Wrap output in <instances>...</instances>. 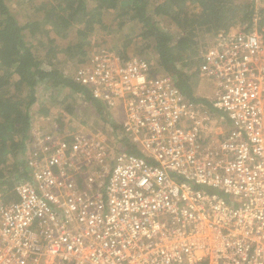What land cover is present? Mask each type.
<instances>
[{
  "label": "built area",
  "instance_id": "1",
  "mask_svg": "<svg viewBox=\"0 0 264 264\" xmlns=\"http://www.w3.org/2000/svg\"><path fill=\"white\" fill-rule=\"evenodd\" d=\"M261 28L210 38L208 103L145 58L93 51L72 79L128 142L102 121L31 128L28 175L0 199V264H264Z\"/></svg>",
  "mask_w": 264,
  "mask_h": 264
},
{
  "label": "trees",
  "instance_id": "2",
  "mask_svg": "<svg viewBox=\"0 0 264 264\" xmlns=\"http://www.w3.org/2000/svg\"><path fill=\"white\" fill-rule=\"evenodd\" d=\"M23 1L29 12V19L24 22L10 10L6 0H0V199L4 203L17 199L13 188L28 175L26 139L38 87L67 89L87 101L103 121L114 124L105 106L94 99L85 86L75 82L72 75H67L52 62L58 45L49 37L48 25L55 31L76 25V40L66 52L77 50L84 55L87 54L84 48L88 46V36L95 30L113 35L110 32L122 29L126 22H136L140 26L138 37H151L154 41L157 60L153 66L148 61L152 73L170 76L190 99L208 103L205 96L196 92L195 83L208 40L220 30L240 26L249 29L254 22L258 26L264 23V8L257 11L253 2L240 0H44L36 7L30 0ZM193 2L199 6L198 10H188V3ZM113 9H118L114 27L103 20V14ZM156 16L167 17L175 29L160 27ZM37 32H42L43 39L46 37L40 47L26 37ZM135 39L127 38L113 48L114 52L130 57L128 47L135 44ZM34 47L46 49V53L39 56ZM119 129L114 124L118 141L127 143ZM129 150L139 154L131 145Z\"/></svg>",
  "mask_w": 264,
  "mask_h": 264
},
{
  "label": "rangeland",
  "instance_id": "3",
  "mask_svg": "<svg viewBox=\"0 0 264 264\" xmlns=\"http://www.w3.org/2000/svg\"><path fill=\"white\" fill-rule=\"evenodd\" d=\"M44 0H30L29 2H33L32 4L36 7L39 5V2ZM237 1V0H236ZM242 2H253L254 9L256 7L257 11L264 8V0H240ZM6 2L9 5L10 10L15 14V16L20 21H25L26 19H29V12L26 8L27 3L23 0H6ZM30 6V4H29ZM199 6L196 2L188 3L187 8L188 10H198ZM31 16V15H30ZM39 20L42 18V14H39ZM103 20H105V23L107 25H111L114 27L118 20V9H113L110 11H106V13L103 14ZM157 24L160 27L169 28V29H175L174 24L165 16H156L155 17ZM48 25V24H47ZM49 26V37L53 38L55 40V43L58 45L56 49V54H54L55 57H52V62L56 66H58L60 69H62L67 75L73 76V73L75 69L78 67V65L85 63L86 59L92 54V51L98 47H109L113 50L115 46H120L127 38L135 39L134 45H129L128 47V54L129 55H139L150 63H152V66L154 65V62H156V52L154 50V41L151 37H145L140 38L138 37V34L140 33V26L136 22H126L125 25L122 26V29H115L112 32H110L113 35H108L105 32H100L98 30H95L93 33H91L88 36V46L84 48L85 52L87 54L81 55L78 53L77 50H71V52H66V49L68 46H72L75 42V31L77 29V26H70L67 29L66 28H58L55 31L53 27ZM264 29V23L261 25ZM260 26V27H261ZM253 27H255V22ZM27 39L34 40L35 46L40 47L45 41L46 37L42 38V32H37L34 36L28 37ZM44 40V41H43ZM210 40V39H209ZM208 40V41H209ZM55 44V45H56ZM202 45V43H201ZM37 47H34V51L39 55L43 56L46 53V49L37 50ZM203 48V47H202ZM42 50V51H41ZM199 69L197 70V80L195 83H197L196 92L200 96H205L208 94V89L211 87L212 80H207L204 78L203 83H201L202 76L200 75V65L198 66ZM37 100L39 101L40 105L37 107L36 104V111L38 114L45 116L49 115L54 122L51 123V126L53 123L57 125L59 128L62 126V129L65 125L68 127L72 125H77V122H83L85 126H88L90 129H93L94 127L99 126L100 122L97 117H95L97 114L93 110L94 108L92 106H89V103L85 100H83L79 95H73L70 93L69 90H55V89H49L46 85H41L37 89ZM101 103V102H100ZM102 104V103H101ZM69 108V109H68ZM70 108H73V110H70ZM106 110V107H105ZM108 111V110H107ZM46 112V113H45ZM54 127V126H52ZM67 130V129H66ZM30 131V130H29ZM29 134V132H28ZM28 138V137H27ZM27 140V139H26Z\"/></svg>",
  "mask_w": 264,
  "mask_h": 264
},
{
  "label": "crops",
  "instance_id": "4",
  "mask_svg": "<svg viewBox=\"0 0 264 264\" xmlns=\"http://www.w3.org/2000/svg\"><path fill=\"white\" fill-rule=\"evenodd\" d=\"M101 48H104V47H98L96 49H94L93 51L97 50V49H101ZM106 49H109L111 51L114 52V50H112L111 48L109 47H105ZM92 51V52H93ZM129 56H134V55H129ZM49 89H53L52 87H48ZM40 102L39 101H36L35 104H33V106L31 107V113H32V123H31V128L33 127H41L44 131H47V130H50V128H52L51 124H49L48 122H45L43 119H42V115L38 114L37 111L35 110L37 107H39V104ZM36 104H37V107H36ZM46 113V112H45ZM110 114V113H109ZM48 115V114H47ZM45 115V116H47ZM98 115H96L95 117H97ZM111 116V115H110ZM97 119L99 121H102V124H106V125H110L109 122H106V121H103L102 118H100L99 116L97 117ZM51 122H54V120H52L51 118ZM101 124V122H100ZM99 124V125H100ZM30 128V129H31Z\"/></svg>",
  "mask_w": 264,
  "mask_h": 264
}]
</instances>
